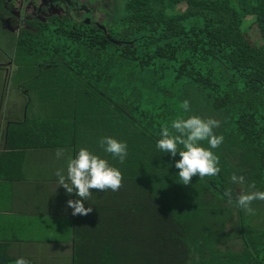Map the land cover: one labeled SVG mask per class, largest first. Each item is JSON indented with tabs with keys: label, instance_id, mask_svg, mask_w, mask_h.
Masks as SVG:
<instances>
[{
	"label": "trees",
	"instance_id": "trees-1",
	"mask_svg": "<svg viewBox=\"0 0 264 264\" xmlns=\"http://www.w3.org/2000/svg\"><path fill=\"white\" fill-rule=\"evenodd\" d=\"M252 24L258 38L251 37ZM111 33L122 46L97 32L85 36L67 29L17 40L19 52L45 57L35 77L21 74L16 63L19 79L33 86L41 81L44 115L8 118L0 160L27 150L86 148L121 171L118 192L97 191L84 202L93 211L75 216L76 257L88 256L84 239L106 220L148 215L154 220L133 225H149V236L127 231L126 222L110 232L116 251L138 244L137 251L101 261L264 264V230L235 203L241 194L264 192V0H125ZM55 54L61 64L50 57ZM185 100L187 112L181 107ZM191 116L220 122L214 133L224 141L212 151L221 172L183 185L175 167L181 157L159 151L156 143L173 120ZM106 136L127 143L124 163L101 148ZM201 145L209 147L207 141ZM233 174L244 176V184L233 183ZM234 237L241 251L217 248Z\"/></svg>",
	"mask_w": 264,
	"mask_h": 264
},
{
	"label": "crops",
	"instance_id": "crops-1",
	"mask_svg": "<svg viewBox=\"0 0 264 264\" xmlns=\"http://www.w3.org/2000/svg\"><path fill=\"white\" fill-rule=\"evenodd\" d=\"M6 67L4 78L8 80L14 72L12 66ZM16 99L23 104L20 98ZM30 101V97L25 98V108L22 105L20 111H27ZM11 111L12 108H8V117L0 119V152L8 118L12 119ZM21 117L25 116L21 113L17 119ZM67 149L71 153L63 151L64 155L58 161H55L56 149L27 150L1 158L0 264H15L19 257L28 259L30 264H77V260L78 264H105L100 256H124L139 247L135 244L129 250L124 247L125 250L122 246L116 251L115 244L108 239L114 237L117 223L131 224L126 225V230L130 232H142L146 236L152 234L149 225H133L138 221L154 220L152 216H132L128 221L106 220L107 225L91 233L89 239H84L82 250L88 256L76 257V217L71 214L73 209L66 207L69 199L74 200V193L68 195L54 175L58 168L66 170L68 159L77 154L74 147ZM91 227L88 225L85 228Z\"/></svg>",
	"mask_w": 264,
	"mask_h": 264
},
{
	"label": "clouds",
	"instance_id": "clouds-1",
	"mask_svg": "<svg viewBox=\"0 0 264 264\" xmlns=\"http://www.w3.org/2000/svg\"><path fill=\"white\" fill-rule=\"evenodd\" d=\"M181 107L185 112L190 111L188 100L183 101ZM220 127V122L215 119H203L199 116H191L187 119H176L171 123V131L168 127L161 130V138L156 143V148L164 153H170L174 158L177 153L181 157L175 162V167L179 169L178 176L183 185H189L192 178L199 176V179L205 177H215L221 172L220 158L212 149L218 148L224 141L223 135H216L214 129ZM202 141H207L209 147L201 145ZM101 148L119 162L124 163L128 156V146L126 142L118 141L110 136L102 137L99 140ZM183 146V150L180 149ZM62 149L55 152L56 159L63 157ZM54 175L58 178L59 186H62L68 195L75 192L77 199H69L67 208L73 209L72 215H89L92 207H85V201L92 198L95 189L100 192L111 190L118 192L123 185V176L118 168L109 164L106 159L99 157L86 148H81L74 158H69L66 170L64 168L56 169ZM233 183L243 185L244 176H231ZM249 189L255 188V183L249 184ZM225 195L232 202L231 189L226 190ZM256 200L264 201V192L249 191L247 194H241L236 199V206L243 209L246 214H255L251 207ZM15 264H30V261L24 257L15 260Z\"/></svg>",
	"mask_w": 264,
	"mask_h": 264
},
{
	"label": "flooded vegetation",
	"instance_id": "flooded-vegetation-1",
	"mask_svg": "<svg viewBox=\"0 0 264 264\" xmlns=\"http://www.w3.org/2000/svg\"><path fill=\"white\" fill-rule=\"evenodd\" d=\"M122 1L119 5V0H0V30H5L3 36H8V40H0L12 50L8 63L15 62V45L21 36L44 37L60 29L85 36H89L86 32H97L122 46L123 41L111 36L112 23L125 3ZM14 66L13 72L17 70Z\"/></svg>",
	"mask_w": 264,
	"mask_h": 264
},
{
	"label": "rangeland",
	"instance_id": "rangeland-1",
	"mask_svg": "<svg viewBox=\"0 0 264 264\" xmlns=\"http://www.w3.org/2000/svg\"><path fill=\"white\" fill-rule=\"evenodd\" d=\"M122 2H123L122 0H119V5L122 4ZM247 19L250 20L251 16H248ZM4 31L5 30H2V31L0 30V39L8 40V36L6 35L3 36V33H6ZM250 31H251V37L253 39L258 38V32H257L256 25L253 26L252 24ZM3 40H0V119L3 120L8 117V114H7L8 108H12V111H11L12 119L17 118L19 115H21V113L23 116H25L26 110L20 111V108H22V105H23V108H25L24 107L25 98H29V97L31 99V103L28 106L26 115H28L29 118L31 116H36V117L43 116L44 112L41 106H44V103L39 101V89L41 86V81L40 80L37 81L36 84L33 86V84L29 82L27 78L24 79V77L22 76L19 79V75H17V72H15L16 70L14 71V74L12 75V77L8 78L7 80L6 77L4 78V75H5L4 70L7 68L6 65H10L14 69L15 68L14 64L16 66L18 64L19 68H21L20 70L25 72L21 74H23L24 76H28V77H35V67L41 66L40 64L46 63L45 57L39 56V53H36V52L34 55H31L26 52H19V49H17L16 58L14 57L15 62L14 64H10L8 62L10 61V58L12 56V50L4 46L5 44ZM12 41L13 40L11 39V44H12ZM2 48L8 53V56H6ZM50 57L53 58L54 63H58V64L62 63L61 56H59V54H55L53 56L50 55ZM16 98H20L21 101H24L23 104H20L21 102L18 103ZM57 149H60V148H56V150ZM50 150H54V149H50ZM62 150L71 153L70 149H62ZM55 161H58V160H55ZM91 191L93 192L92 196L97 195L96 193L97 190L93 189ZM253 209L256 212L262 211V213H264V201L256 200L255 208ZM249 216L254 219L255 225L256 224L259 225L260 226L259 228H262L264 230V214H260L259 216L258 215L253 216L249 214ZM232 227H230L229 225L227 228L230 234H234L233 232L234 230L232 229ZM217 248H222L223 250H225L226 248H229L234 252H238L242 250L243 244L240 238L238 237L227 238L224 241V243L217 246Z\"/></svg>",
	"mask_w": 264,
	"mask_h": 264
}]
</instances>
